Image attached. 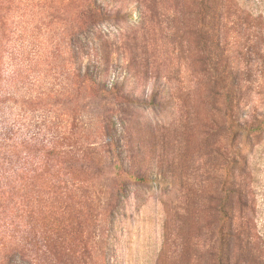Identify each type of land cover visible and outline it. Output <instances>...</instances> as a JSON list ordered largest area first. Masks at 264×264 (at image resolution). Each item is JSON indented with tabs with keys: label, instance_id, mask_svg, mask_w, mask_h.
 Here are the masks:
<instances>
[{
	"label": "rangeland",
	"instance_id": "374dc122",
	"mask_svg": "<svg viewBox=\"0 0 264 264\" xmlns=\"http://www.w3.org/2000/svg\"><path fill=\"white\" fill-rule=\"evenodd\" d=\"M197 3L0 0V264H264V0Z\"/></svg>",
	"mask_w": 264,
	"mask_h": 264
},
{
	"label": "trees",
	"instance_id": "16d2710c",
	"mask_svg": "<svg viewBox=\"0 0 264 264\" xmlns=\"http://www.w3.org/2000/svg\"><path fill=\"white\" fill-rule=\"evenodd\" d=\"M94 6H97V3L96 2H94V1H92V3H91V6H90V8H88V10H87V12H88V14H89V16H90V18H93V21L94 22H96V23H98V22H101V17H99V12L98 11H95V10H93V8H94ZM196 10H197V14L199 15V14H201L202 13V11L204 10V9H210V0H198V3H197V5H196ZM130 17L131 18H136V23H138V21L137 20H141V18H142V13H141V11L140 10H138V13L137 14H132V13H130ZM95 24V23H94ZM144 43V41L143 40H138L137 39V45H141V44H143ZM85 47V46H84ZM84 47H82L83 49H84ZM215 69V68H214ZM216 70V69H215ZM239 196H242L241 195V193H239L238 194ZM225 199L223 200V201H221V204H220V213L222 214V213H225L226 211V206H225V203L227 202V196L226 197H224ZM237 235H235V237H236ZM238 237H239V235H238ZM245 243H247V241H245ZM224 247L223 246H220V249L219 248H217L216 250H215V252H214V263H216V264H226L225 262L226 261H224V258H223V256H224ZM223 255V256H222Z\"/></svg>",
	"mask_w": 264,
	"mask_h": 264
}]
</instances>
